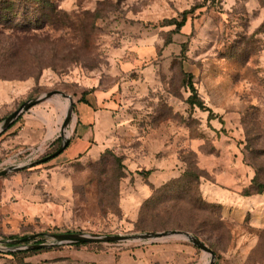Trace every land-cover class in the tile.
Masks as SVG:
<instances>
[{
  "label": "rangeland",
  "instance_id": "374dc122",
  "mask_svg": "<svg viewBox=\"0 0 264 264\" xmlns=\"http://www.w3.org/2000/svg\"><path fill=\"white\" fill-rule=\"evenodd\" d=\"M51 90L65 125L53 94L0 132V170L19 167L0 176V264L209 263L181 235L52 236L166 230L212 264H264V0H0V125Z\"/></svg>",
  "mask_w": 264,
  "mask_h": 264
},
{
  "label": "water",
  "instance_id": "95a60500",
  "mask_svg": "<svg viewBox=\"0 0 264 264\" xmlns=\"http://www.w3.org/2000/svg\"><path fill=\"white\" fill-rule=\"evenodd\" d=\"M53 94H61L62 96L68 98L70 100V105L67 109L66 116L63 121V125H65L69 118L70 114L72 112V99L68 94H65L59 90H51L39 97H35L32 99L27 100L26 102L22 103L18 109L10 113L3 121V123L0 125V132L5 130L8 125L17 117L19 113H21L23 110L33 106L34 104L43 101L45 99H48ZM68 144V139H65L62 144L59 146L57 150H55L53 153L49 154L48 156L44 157L43 160H46L50 157H54L57 154H59ZM19 167L16 166H8L7 168H4L3 170H0V176L10 172L17 170ZM171 235H177V236H184L187 238L193 245L196 247L202 249L205 252H208L211 255V259L208 264H212V261L214 259V253L211 248H209L206 244H204L199 238L193 236L187 231H181V230H166V231H159V232H147L143 234H135V235H121V234H114V235H88L83 233H73V232H64V233H57L52 234V236L57 241H67V242H108V241H122V240H141V239H157V238H163ZM29 237H21L14 242L23 244L25 241H27ZM26 248H37V247H43L46 246V244H35V245H25Z\"/></svg>",
  "mask_w": 264,
  "mask_h": 264
},
{
  "label": "trees",
  "instance_id": "16d2710c",
  "mask_svg": "<svg viewBox=\"0 0 264 264\" xmlns=\"http://www.w3.org/2000/svg\"><path fill=\"white\" fill-rule=\"evenodd\" d=\"M4 1H6V0H4ZM45 3L46 2H40V5L43 7L45 5ZM189 12H191V10L190 11H183L181 13V15H180V20L179 21L174 20L175 21L174 24L176 25L177 29H180L184 25V23L186 22V19H187V13H189ZM8 20L10 21L11 18L8 19ZM37 21L38 22H45L46 21V17L42 14L37 19ZM21 22H31V20H23ZM188 85H189L190 90L192 92L191 95L188 97V100H187L188 104L191 105V106H197V107H199L201 109H206L204 104H203V102L198 99L197 93H196V91H195V89H194V87L192 85L191 79L188 80ZM85 101L86 100L84 98H82L79 102H85ZM256 185H257V189H256L255 193H262L264 191V183L258 182ZM244 194L245 195H249L251 193H244ZM8 238H10V239H18L20 237L16 236V235H10ZM35 244H38V243H31V241H28V242H26L23 245H35ZM28 249H31V248H28Z\"/></svg>",
  "mask_w": 264,
  "mask_h": 264
},
{
  "label": "crops",
  "instance_id": "0c3cea01",
  "mask_svg": "<svg viewBox=\"0 0 264 264\" xmlns=\"http://www.w3.org/2000/svg\"><path fill=\"white\" fill-rule=\"evenodd\" d=\"M81 104V107L80 109L84 110L79 118V120L81 121V123L83 125H85V120H83V117H85V119H89L90 117V113L85 109L84 107V103L80 102ZM87 111V112H86ZM84 129V128H83ZM76 145H84V141H82L81 139H78L76 141ZM259 194H256V195H250V196H238V197H243V199H255V196H257ZM245 201V200H243ZM248 201V200H247ZM246 202V201H245ZM254 224L256 225H259L260 227H264V216H261L260 219L258 221H255ZM171 247H173L175 250H178V251H182L183 253H187V256L192 259V258H196L197 255H196V250L190 246V245H187V244H184V243H177V244H170ZM201 258V255L200 257ZM177 264H186L185 262H180V263H177Z\"/></svg>",
  "mask_w": 264,
  "mask_h": 264
}]
</instances>
